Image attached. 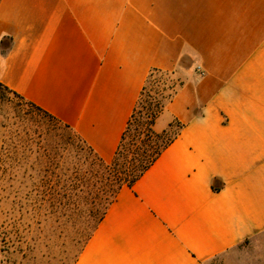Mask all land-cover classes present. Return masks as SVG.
<instances>
[{"label":"crops","instance_id":"crops-1","mask_svg":"<svg viewBox=\"0 0 264 264\" xmlns=\"http://www.w3.org/2000/svg\"><path fill=\"white\" fill-rule=\"evenodd\" d=\"M152 69L179 137L123 187L72 264L264 255V0H0V84L110 161Z\"/></svg>","mask_w":264,"mask_h":264},{"label":"rangeland","instance_id":"rangeland-1","mask_svg":"<svg viewBox=\"0 0 264 264\" xmlns=\"http://www.w3.org/2000/svg\"><path fill=\"white\" fill-rule=\"evenodd\" d=\"M77 141L64 125L50 121L0 85V264L75 260L85 242V226L72 213L62 215L60 201L37 193L27 175L33 171L31 148L42 146L58 160L63 154L72 156ZM211 264H264L263 249L246 242Z\"/></svg>","mask_w":264,"mask_h":264},{"label":"trees","instance_id":"trees-1","mask_svg":"<svg viewBox=\"0 0 264 264\" xmlns=\"http://www.w3.org/2000/svg\"><path fill=\"white\" fill-rule=\"evenodd\" d=\"M180 85L172 72L150 71L110 161L98 156L69 126L1 85L50 121L64 125L77 138L76 152L72 156H57L58 160L50 158L51 152L42 146L35 150L31 148L29 166L33 171L27 179L37 193H42L46 199L60 201L58 209L62 215L70 216L72 213L82 222L86 228L85 241L104 218L121 189L132 187L181 134L184 124L179 121L171 123L162 132L155 130L157 118L173 100ZM65 201L75 203L64 207Z\"/></svg>","mask_w":264,"mask_h":264}]
</instances>
